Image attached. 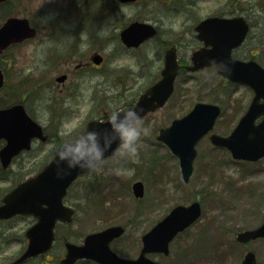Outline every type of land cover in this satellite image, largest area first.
Masks as SVG:
<instances>
[{"label": "rangeland", "instance_id": "rangeland-1", "mask_svg": "<svg viewBox=\"0 0 264 264\" xmlns=\"http://www.w3.org/2000/svg\"><path fill=\"white\" fill-rule=\"evenodd\" d=\"M84 1L80 0V9L90 7L94 12H101L103 0H93V5L91 0ZM61 3L66 6V1L61 0ZM249 8L252 14L247 12ZM235 9L250 17L256 25L255 31L264 29V0H137L118 7L101 18V22L85 21L94 36L85 34L88 38H84L82 48L89 54L100 50L104 61L95 69L90 81L80 78L76 81L75 76H70L63 83L55 82L54 91L47 89L45 95L40 90L36 92L39 94L35 95L36 105L42 109L44 117H49L53 108L57 110L56 117L45 128L64 141L78 137L88 119L128 105L158 78L156 67L160 62L154 61V52L163 54L168 46L177 44L179 60L188 64L191 52L199 43L194 30L196 23L208 15L229 14ZM135 19L153 23L158 34L142 46L126 50L116 35L124 24ZM107 36L111 37L110 43L105 42ZM31 48L25 46L16 51L9 72L27 71ZM257 60L264 66V56ZM58 72L53 70L52 73L57 76ZM250 97L247 88L224 84L215 68L195 72L181 69L166 104L142 118L137 151L131 153L119 147L113 157L76 179L65 197L66 204L74 208L73 220L58 225L51 250L29 263L58 264L65 252L64 239L79 243L86 233L117 223L125 226V233L111 247L123 256L134 257L141 245L140 236L153 223L175 204L197 200L202 207L201 218L175 237L170 243L169 255L151 254V258L159 264H240L243 255L251 250L255 252L256 264H264L263 238L244 244L235 239L237 232L252 229L264 219V160L258 164H236L225 148L213 146L206 135L197 146L193 175L184 185L177 157L155 138L160 127L182 116L198 101L215 103L222 108L214 132L227 135ZM58 148L55 137L40 148L35 144L31 150V172L47 162ZM135 179L144 182L145 194L141 200L131 191ZM32 222L30 216H17L0 223V232L5 235L3 240L8 244L0 254L4 260L22 246L20 240Z\"/></svg>", "mask_w": 264, "mask_h": 264}, {"label": "water", "instance_id": "water-1", "mask_svg": "<svg viewBox=\"0 0 264 264\" xmlns=\"http://www.w3.org/2000/svg\"><path fill=\"white\" fill-rule=\"evenodd\" d=\"M195 29L198 32L197 37L204 40L206 44H210L211 48L195 51L192 55L193 66L189 68L196 70L206 65L215 64L219 73L230 80L248 83L256 92L248 110L230 135L223 137L213 133L210 135V140L215 145L226 146L234 157L255 160L264 155V118L260 123L254 124V120L264 114V101L258 102L260 97L264 99V70L253 61L241 62L233 60L229 56L230 49L242 41L247 25L242 18L209 17L199 22ZM28 31L26 19H8L0 28V44L7 42L8 39L23 38ZM155 32L156 30L151 24L134 21L121 31L120 36L126 45L137 46L144 39L153 36ZM98 60L99 57H96V61ZM177 68L174 48L168 49L165 54L164 68L161 71V79L148 87L140 95L136 104L129 108L138 110L142 117L147 111L162 106L173 91ZM1 83L2 73L0 70V85ZM122 110L120 111L121 116L124 114ZM219 112L220 109L215 104L198 102L185 116L172 120L170 126L160 129L157 138L166 143L170 150L177 155L183 180L187 181L192 172L198 140L212 128ZM109 119L110 117L104 121H89L78 138H86L90 132L96 133V140L102 149V157L99 160L113 155L121 143L119 133L109 123ZM21 130L23 132L17 130V133H19V137L24 136L22 141L25 146H28V141L34 136L42 140L46 139V136L42 134L41 127L28 117ZM17 133L10 130L9 135L7 134L8 144L1 152L4 164L18 148L19 137L15 140ZM77 140L65 143L60 150ZM16 142L14 150L13 145ZM5 155H7V159H4ZM99 160L92 161L91 164L87 160H81L74 167H70L68 159H61L56 154L38 174L20 183L3 198V204L0 205V218H7L16 213H31L37 217V221L26 231L28 245L16 262L49 249L54 238L55 222L71 220L73 210L62 202L67 187L79 174L87 172ZM132 188L135 196L142 195L141 182L134 183ZM199 214L198 202H193L188 206L178 205L173 208L149 232L143 235V247L135 259L121 257L110 249V240L123 232L122 226L117 225L87 234L80 245L66 241V254L60 263L73 264L79 258H89L100 264H159L148 258L146 253L155 251L168 254V245L171 239L179 230L193 222ZM256 237H264V221L255 229L239 232L236 239L246 242ZM254 263L255 254L253 252H248L241 262V264Z\"/></svg>", "mask_w": 264, "mask_h": 264}, {"label": "flooded vegetation", "instance_id": "flooded-vegetation-1", "mask_svg": "<svg viewBox=\"0 0 264 264\" xmlns=\"http://www.w3.org/2000/svg\"><path fill=\"white\" fill-rule=\"evenodd\" d=\"M64 1H66L65 7L61 3V0H0V28L7 22L8 19L18 17L25 18L28 26L30 28H33L34 30V33L31 36H27L21 41H10L6 45H1L2 48H0V70L3 75V81L0 86V111L10 109L11 107L16 105L21 106L25 114L38 122L43 128H45L46 124L50 125L55 116H43L42 109H38L36 105V96L39 95H36V92L40 90L43 94H46L47 89H49L50 91H54L53 86L55 82L57 84L63 83L66 79H69L70 76H75L76 81H78L79 78L80 80L87 79L88 81H90L89 78L92 77L95 69L100 66L94 63V55L96 53H99L102 56L100 64L104 61V55L100 52V50H92L89 54V52L84 50L86 48H82V45L84 43V38H88L86 35L92 34V36H94V32L92 33L90 29L86 27L85 21L89 22L90 20H93L95 23L101 22V18L106 17L108 14H110L111 0H103L102 4L105 6V8L101 9V12H94V9H91L90 7H83L82 9H80V0ZM84 2L88 3V0H85ZM92 3H94L93 0H91V4ZM119 5L122 4L119 3ZM233 11L229 14H213L224 17L241 16L247 24V30L242 42L230 49V58L238 61H254L264 68V66L257 60V58L260 59L261 56H264V29L257 28V30L255 31L256 25L251 21L248 15L238 9H235ZM247 12H250L252 14L251 8H249ZM96 13H100L101 15H97ZM195 36L197 37V35ZM110 38L111 37L108 36L105 37V42L110 43ZM149 41L150 40H147L144 43H147ZM255 45H257L258 47H256ZM25 46L32 47L29 51V58L27 60L30 61V66L26 69L27 71L24 72V70H22L17 73H13L12 71L9 72L10 68L14 65L15 56L17 53L16 51L22 49ZM140 46H142V44ZM172 46L175 47V51L177 53L178 45L173 44ZM167 48L164 50L163 54H156V52H154V61L163 63V56ZM198 48L209 49L210 44H206L204 40H201L199 41L198 47L196 49ZM72 63H74L73 67H71ZM160 66L161 64H158V66L156 67L158 74L161 69ZM206 68L208 67H205L203 69ZM53 70H56L57 72L60 71L58 72L60 74L56 76L54 73H52ZM61 76H63V80L59 81L58 78ZM219 76L223 80V83H226L227 86H233L234 88L242 86L247 88L251 92V97L245 107V110L243 111L244 113L255 96L254 89L248 84L229 81L223 78L221 75ZM90 87L91 85L88 83V88ZM77 89H79V85ZM259 101L261 102L262 98H260ZM45 114L46 110L44 112V115ZM24 118L25 117L20 109H14L4 112L0 115V126L4 128V130L2 131L4 132L6 127H9L10 129L11 127L21 126ZM44 118L46 121L45 124H43ZM261 118L262 117H260L257 121H259ZM238 120L236 121V123L238 122ZM7 142L8 141L6 137L4 135H0V152L4 150ZM35 144L39 145L40 148L43 143L38 141L37 139H32L30 148H20L9 158V162L6 165L3 164V161L0 157V193H3L0 196V204L2 198L8 192H10L18 184H20L33 174L31 172V150ZM231 159L233 162H236V164H257L260 161L258 160L256 162H251L234 158ZM104 160L106 159L101 160L98 164H100ZM39 168L34 171H38ZM93 168L90 170V172L93 170ZM194 170L195 168L193 167V171L187 181H184L180 174L181 183H183L184 185L188 184ZM136 180L141 181L143 184V193L141 197L136 198L138 200H141L145 194V186L142 180L135 179L134 181ZM169 183H171L170 180ZM172 186L174 187L173 184ZM170 188L171 186L169 184V189ZM176 205L178 204H175L174 206ZM17 216H30L32 217L33 222L35 221V218L29 214L15 215L9 219L0 220V223L9 222ZM199 219L188 226L185 230L194 225ZM185 230H183L182 232H184ZM182 232H179L177 235ZM4 238L5 235L0 232V254L4 252V246L8 245L5 244V240H3ZM117 239L118 238L114 239L111 243H113ZM22 241L20 240L22 246L16 250L14 255L6 257L5 260L3 259L2 255L0 256V260L3 259L2 262L4 261L3 263L0 262V264H8L17 256L22 254L27 243L25 234H23ZM31 259L32 258H28L19 264H30L29 261Z\"/></svg>", "mask_w": 264, "mask_h": 264}, {"label": "clouds", "instance_id": "clouds-1", "mask_svg": "<svg viewBox=\"0 0 264 264\" xmlns=\"http://www.w3.org/2000/svg\"><path fill=\"white\" fill-rule=\"evenodd\" d=\"M120 111L112 112L109 123L119 133L120 147L135 153L142 132L140 112L134 108L123 109L124 114L121 116ZM57 154L61 159H68L69 166L74 167L81 160H87L90 164L99 160L102 157V149L96 140V133L90 132L86 138H80L75 143L63 147Z\"/></svg>", "mask_w": 264, "mask_h": 264}]
</instances>
